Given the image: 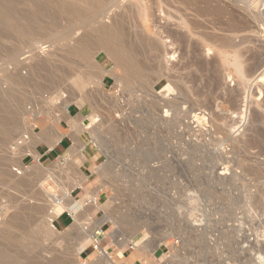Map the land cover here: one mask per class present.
<instances>
[{
  "label": "rangeland",
  "instance_id": "obj_1",
  "mask_svg": "<svg viewBox=\"0 0 264 264\" xmlns=\"http://www.w3.org/2000/svg\"><path fill=\"white\" fill-rule=\"evenodd\" d=\"M132 1L133 0H121L120 4L128 6ZM152 2L153 0H147V2H145V4H147L146 8H151L150 5ZM154 2L158 3L157 6L155 5L156 3H152L153 6L155 5L158 7V10L154 9V11L153 9L150 10L147 8L149 11H153L149 13L147 10L149 14L147 13L148 19H146L148 24L149 20H151L150 24L148 26L146 25V19L143 20L145 22H143L142 19H139L138 22L139 24L141 23L139 25L140 27L141 25H144L141 28L139 27L141 30L144 29L141 31L144 35L150 34L148 37H153L156 41L160 40L165 44L161 46L162 52L155 59V64L161 71H158L157 75L151 78L135 80L133 85L134 93L132 91L128 92L123 88L125 72L120 69H115L113 61L105 53L100 52L94 57V63L99 66L102 73H104L103 71H110L111 74L112 72L114 74H108V76L101 74V78L98 76L94 79L84 77L83 79L80 77V79L87 84L86 91L92 95L94 94L93 100L90 99L91 101H88L89 104L84 102L88 99H82L78 90H76V92L74 91L75 88H73L74 92L70 90L73 86L71 83L68 84L69 82H67V86L62 85L64 90H62L61 87L59 91H45L47 94L42 93L39 95V93H36V90H33V88H26V92L19 94V96L23 97V99L20 97L23 100V104L25 100V104H22L23 107L20 106L23 110L16 106L18 113L20 110L22 111L20 113L21 116H18L21 119L19 120L20 123L22 122V130L25 129L26 131L28 129L37 137L42 133L44 127L49 128L52 126L50 129L52 132L50 131L51 133L49 132V134H55L54 132L58 130L60 131V129L65 131L69 130L68 124H71V122L69 121V123H67L68 120L65 121L66 106L69 108V115L73 118H79L81 115L80 117H82L83 124L87 126L91 125V115H97L96 123L98 122V125H95V127L99 128L97 129L98 134H94L91 129H84L81 136L82 141L87 145L85 151L83 152V154L87 157V161L83 163L82 156L79 153L73 157L71 162H67V160L63 158L64 152H66L71 146V140H68L69 137H65L67 139L64 140V143L60 146V148H56L54 152H50L48 151L46 143L49 139L56 141V134L54 136L49 135L47 139L45 138L29 148L22 142H14L15 139L19 137V134H16L18 136H14L15 138L13 137L11 139L12 141L10 140L8 142L9 144L6 143L5 146L0 140V152H2V149H4L3 152L5 151L3 154L0 153V165H4L5 163V165L9 164V149L10 152L13 151L14 153H11L13 154L11 156L15 155L13 159L16 155L19 157L21 153L23 154L20 156L21 158H15V160L18 159L20 161L24 168L22 175L19 176V178L23 177L25 175L24 173H29L30 170H33V173L36 175L38 169L36 165L37 161L34 157L36 155L39 156L40 162L43 166L50 168L53 167V170H55L56 179L50 181L46 186L47 192L55 196H63L65 192L63 190L70 186V180L73 178L79 179L78 177H80V179L85 178L86 180L82 186L77 187L74 190L73 196L76 200H80L86 194L87 190L95 191L100 186L104 187L95 197L98 206L91 209L89 213V222H87V220L82 223L84 229H88L90 232L95 228V224L104 216L102 207L109 200H112L116 206L120 207V210L123 213H128L131 216L130 221L138 228V231L141 229L142 232H138V237L142 240V243L144 242L143 245L149 243L148 246H150L152 243H155L160 239L168 240L156 250L154 255H152L151 258L155 264H264V172L262 171L264 170V53H262L264 52V27L259 24H254V29H252L253 32H249L251 35H249L250 37L248 36L250 41L247 42V46H244V48L242 47L245 51L244 54L247 53V55L245 54L246 56L251 54L250 52L254 49L253 53H257L259 51L258 54L263 58V63H261L262 66L260 65V69L257 70L258 72L256 71V74L253 73L250 77L248 76L246 80L247 86L243 87L240 85L241 82H239V79L237 80L236 78V70L229 67L224 62V56H220L217 52L215 53L214 51H211L206 53L201 51V55L203 54L202 57L204 58L203 60H212V62L217 65L216 66L214 64V66L218 67L217 69L213 67V69H210L209 71H199L193 67H182L184 66L183 63L185 61L180 59L179 53H176L175 57H171L170 55L174 54L173 51L176 46H171L169 40L165 38L163 30L168 23L166 21L167 18L165 19V15L162 12V9H160V1L156 0ZM148 3L150 4L148 5ZM263 7L264 4L261 8ZM261 8L260 11L263 12L264 9L261 10ZM113 11H115V9ZM113 11L109 14V17L111 18H113L112 16H115L116 12H123L121 10H116L115 12ZM151 13H153V15ZM151 15L152 18H149ZM109 17L104 19V23H111V19H109ZM142 22L144 24H142ZM171 23L172 24H169L170 26L172 25L171 28L176 27L174 22ZM145 28L148 30L147 32ZM81 32L82 31H78L77 34L80 36V34L83 33ZM254 32L255 34L253 35L252 33ZM77 34L75 37L78 36ZM79 36L76 38H79ZM251 39H253V41ZM41 41L44 43H41ZM250 42H253L251 43L252 46L254 45L253 47L250 45ZM67 44L68 43L63 42L51 43L42 39L34 47V57H38L39 59L47 62L57 60L64 66L68 65L69 63H67V61L71 59V56L67 51H65L67 49ZM71 44L72 43L70 42L68 46ZM245 47H249L252 51L250 49L249 52L246 51L248 48L246 49ZM165 48L170 51V55L165 54ZM28 50L29 48L26 49V51L24 50V55H21L18 59L19 62H23V65H30L32 63L30 60L31 58L29 57L33 56L28 52ZM0 56L3 57V55ZM246 56L244 59L248 60ZM2 57H0V61L3 59ZM189 57L191 56L189 55ZM249 57L250 55L248 58ZM6 60L3 59L0 66H2L3 62L4 66ZM3 66L2 69H0V86L4 89L7 87V85L5 86V83L3 82V80L5 81L7 71L3 70ZM12 67L13 66H11L9 70H13ZM11 70L9 72H11ZM213 70L214 72H212ZM83 71L90 72L91 70L89 68H86L85 70L83 67ZM26 73L27 70H23L22 76H26ZM168 74L176 78V82L170 78L175 83L178 81L180 82V80L181 82L183 81L180 83L187 89V98H189L190 101L186 99L183 102L184 105L182 104L183 107H181V110L183 111L184 108L185 112L190 110L191 113L190 115L187 114L185 118H182L183 120L181 125L172 128L166 134L164 133L163 135L165 137L163 139H159L160 137L156 134H159L161 127L164 129L165 127L164 125H161L160 127V125L154 124L156 121L152 120L153 115L150 113V107L147 108L148 105L150 106L152 102L156 101L162 107L170 105L172 108L177 109L178 112L175 115L177 117L180 114L179 109L174 102L176 101L175 99H183V97H180L178 91L175 89L176 84L172 87L177 92L174 91L171 95L161 91L167 84L170 83V79L167 77ZM121 76L123 77L122 80L120 79ZM259 76L263 77V79L259 78ZM3 77L4 79H1ZM80 79H78V81ZM117 79L122 82L123 86L117 81ZM1 83H4V85ZM5 90L6 88L1 91ZM48 92L50 94H48ZM31 93L37 97L32 96ZM61 93H73L76 96L70 100V103H67L68 105L64 102L63 98L50 100L54 96L60 95ZM76 93H79V96ZM28 94L31 96H29L30 98L28 97ZM44 95H46V97ZM26 96L27 99H24ZM38 97L40 100H38ZM94 97L97 99L95 100ZM217 97L221 99H218ZM228 97H232L233 102H226V98ZM44 99L50 100L51 103L50 101H45ZM76 99L77 101L84 100L81 107L76 105ZM208 99L209 104L207 102ZM34 101L37 105L39 104V107ZM118 101L119 103H117ZM34 103L37 107L33 106ZM32 106L35 107L36 110ZM48 106H50V108ZM139 107H142L143 109L141 108V110ZM42 108L45 109L43 110ZM111 108L114 111H112ZM26 109L28 111L27 113ZM41 109L43 111H41ZM116 109L117 111H115ZM161 109L162 108H160V110ZM162 110L164 111V109ZM162 110L161 112H157L156 115L159 114V116L165 119V113H163ZM44 111H46V113ZM23 113L24 116H27L24 117L22 115ZM38 113H41V115H37ZM99 113H101L100 115L102 116H100ZM31 115L35 117L36 120ZM21 117H24L25 119H22ZM103 118H109L107 121L105 120L106 122H109L111 118L113 119V122L120 124L121 129L124 128L123 130L126 131L124 132V134H126L125 138L127 139L128 137H131L130 139H127L129 140L127 144L126 139L122 143L118 144V142L114 140V135L109 130L105 133L102 132L107 129L105 126L110 125L109 122V125L105 124L103 127V124L105 123ZM117 118L121 120L119 121ZM172 118L174 117L172 116V112H170V118L168 120H172ZM135 121L136 123H134ZM214 123L216 126L213 125ZM24 126H26L27 129L26 127L24 128ZM147 126L151 127L147 128ZM55 127H57L58 130ZM216 128H221V132L220 130L217 131ZM156 129L158 130L156 131ZM127 130L129 132H127ZM159 135L162 136V134ZM50 136L52 137L49 138ZM98 141V144L100 145L97 144ZM93 142H96V144H93ZM18 145H21L20 147L23 146L22 149L19 148L21 151L16 149ZM24 146L26 148H24ZM105 147L107 149H105ZM175 155H178L179 158L177 159V156L175 158ZM162 156L164 158L163 160ZM58 159L62 162L57 161ZM165 160H168V163L164 168L162 167V164ZM3 161L4 163H2ZM106 162L107 165L111 166V170L117 174L114 176L115 179L112 177L110 180L103 178L102 173L98 170V168L103 169L104 163L106 165ZM70 163L75 166V169H71L69 166ZM240 163L243 168L239 167ZM249 166L252 168H248ZM253 166L258 167L260 175L255 171H253L254 173L252 172L254 168ZM27 168H30V170ZM5 169L11 174V168L9 165L5 166ZM161 169L163 170L161 171ZM67 170L68 173H66ZM107 174L110 175V173ZM81 175L83 177H81ZM116 177H118V180ZM114 180L117 181L114 183ZM35 182H33L29 188H15L14 184L13 186H0V213L1 211L2 213L3 211L6 212V214H2L5 218H9L12 211L14 212V215H16L17 211L20 212L22 210V207H27L28 205H31L30 203H34V201H36V204L38 203L37 205L44 209L43 213L39 215L40 218H43V216L47 218V215L50 212L48 211L50 197L47 199L46 197L49 195L47 196V194H45L42 184L37 182L39 184L38 185ZM38 187L41 189H38ZM22 194H27V196L29 195L31 200H27V202L21 206L18 205L20 202H18V200H21V196H23ZM40 196L43 197L41 198ZM74 205H72L71 210L74 209ZM15 206H17V209ZM19 207H21V209H19ZM2 208L6 211L2 210ZM13 209L16 210V212ZM13 212L12 216H14ZM45 213L46 215H44ZM30 214L31 213L28 214L29 219L32 215ZM65 216H69L71 219L67 225L61 222H58V224L57 222L54 223L60 232H66L67 234L57 233L56 235L51 234L50 236L49 233L47 234V236L49 235L48 237L43 238V240L45 239L44 241L42 238L40 243L36 241L33 247L34 253H32L33 255H30L32 261V263L30 261V264H57L58 258H65V261L67 260L66 262H75L76 264L75 254H77L80 247L89 240V234L88 236H84L83 233L81 234L80 232L82 231L73 225L74 221L71 215L66 213ZM5 218L1 217L0 220L3 221ZM20 218L22 217L20 216ZM28 222L27 225L29 226L30 224L31 226V223ZM73 226L77 229L75 230ZM77 230H80L78 231L79 233L76 232ZM115 230L116 226L112 222H108L104 226V231L109 234H112ZM30 235L35 240H38V237L36 239L37 235L33 234L35 237L32 236V234ZM93 237L97 238L96 235ZM33 240L32 242L35 241ZM37 242L39 244H37ZM101 242V247L108 249L117 263L132 264L130 258H134L136 255L134 256L135 250L133 249L131 243L119 248L110 237L101 239ZM146 251L147 250L144 249V252ZM33 256L34 258H32ZM79 257V263L86 262L87 264H91L99 258V252L95 251L93 244L90 243L88 247L83 248L80 251ZM145 261V259L139 258L135 260L133 264L135 262L146 264L147 261Z\"/></svg>",
  "mask_w": 264,
  "mask_h": 264
},
{
  "label": "bare ground",
  "instance_id": "obj_2",
  "mask_svg": "<svg viewBox=\"0 0 264 264\" xmlns=\"http://www.w3.org/2000/svg\"><path fill=\"white\" fill-rule=\"evenodd\" d=\"M120 1L121 0H0V55H3V57L2 56H0V57H2L5 60L7 58L4 66H3L4 62L2 63L3 70L7 71V75L5 76L6 77L5 81L3 80V82L5 83V86L7 85V87H5L6 90L1 91V90H4L5 88L3 89L2 86H0V88H1L0 89V140L2 141L4 146L14 136L15 137L18 136L16 134H19V137L17 139H15V141L14 140L13 141L14 142L19 141L20 143L22 142L23 144H25V146L27 145L28 148L31 147L32 145H36L37 143H39L41 140H43L45 138L47 139L49 135L54 136L56 134V136H57L56 141L49 139V141L46 143V145L49 148H52L56 143L60 142L64 137L69 136V137H71L72 141L74 142L73 145H75L74 146L75 149H77V150L83 149L85 147V144H83V142L81 141V136H82V133L84 132V129H91L94 134H96L98 132L97 129H99V128L95 127V125H98L97 124L98 122L96 123V121H97L96 116L97 115L96 116L93 114H92L93 116L91 115V117H90L91 125L87 126V125L83 124L82 117H80L81 115L79 116V118H75V117L73 118L71 115H69L68 114L69 108H68V106L65 105L66 106L65 107V109H66L65 121L68 120L67 123H69V121L71 122V124H68L69 130L65 131V130H62L59 128L60 129V131H59L58 128L55 127L58 131L54 132L55 134H49V132L51 131L50 129L52 127L49 125L50 127L49 128L44 127L42 130V133L37 137V136L33 135L27 129L26 126H24V128L26 127V129L28 131L27 130L25 131V129L22 130V127H21L22 122L20 123L19 120H21V119L19 117L21 116L20 115V113L22 112L21 110H23V109H21V107H23L22 106L23 97L19 96V94L26 92V88L27 89L33 88V90H36V93H39V95H41L42 93L47 94V93H45V91H53V92L59 91L61 89L62 85L67 86L66 84H67V82H69L68 84L71 83V85L73 86L72 87L70 85L72 87V89H70V90H72V92H74V91L76 92V90H78V92L81 94L82 99H85V100L88 99L86 101H84V100L83 101L87 102V104H89L88 101L90 99L93 100L94 94L92 95L86 91L87 84H86V82H83L80 79V77L81 78L84 77V78L94 79L98 76H99V78H101V76H100L101 74H104L107 76H108V74H111L110 71H109L110 73L108 71H103L104 73H102L99 66L94 63V60H93L94 57L100 52L105 53L113 61L115 69H120V70H123L125 72V75H124L125 78L123 79V84H124L123 88L128 92H131V91L133 92V85H134L135 80H137V79L144 80V79L151 78L153 76H156L158 71H161L160 69H158L157 65L155 64V59L162 52L161 46H163L165 44L163 42H161L160 40L156 41L153 37L152 38L148 37V35L150 36V34L147 35L145 33L147 36L144 35V33L141 32L144 29H142V30L139 29V27H140L139 25L141 23L139 24V22H138L139 19H142V21L145 20L146 18L148 19L147 15L150 12H153V11H149L148 9H150V10L157 9L158 7H156V6L158 4L157 3L158 1L154 2L156 0H153L152 3H154V4L156 3L155 4L156 6L155 5L153 6L151 3V5H150L151 8L147 7L148 9L146 8L147 4H145V2H147V0H145V1L144 0H133L128 6L120 4ZM159 1H160V3H159L160 9H162V12L165 15V19L167 18L166 21L168 22L167 25L164 27L163 33L165 35V38L167 40H169L170 45L174 46V47L176 46L175 48L173 47L174 48V51H173L174 54L173 55H170V51L165 48L164 52L166 55H170L171 57H175V54L179 53L180 59L185 61L183 63L184 66H182V67H185V68L193 67L199 71H209L210 69H213V67H215L214 66L215 63H213L212 60H210V61L203 60L204 58L202 57L203 54L201 55V51L206 52V53H209L211 51H214L215 53L217 52V54L219 53L220 56H224L225 61L224 60L223 61L229 67H232V68H234V70H236V72H237L236 78H237V80L239 79V82H241L240 85L243 87L247 86V84H246L247 77L248 76L250 77V75H252L253 73L256 74L255 72L258 69H260V65L262 66L261 63L264 62L263 61L264 59L262 58V56L258 54L259 51L257 53H255V52L253 53L254 49L252 51L249 47H247L248 50H246L247 48L245 47L246 51L249 52V49L252 51V52H250L251 54H248V56L250 55V57L248 58V56H246L247 53H245L246 54L245 55L244 54L245 51L243 50L244 46H247V42L250 41L248 36L251 35V33H249V32H253V30H252V29H254L253 25L259 24L260 26L264 27V10H263L264 7L261 8V6L264 4V0H159ZM149 4L150 3H148V5ZM152 6L156 7V8H153ZM260 8H261V10H263V12L260 11ZM114 9H115V11L121 10L123 12L122 13L116 12L115 16H112L113 18H111V17H109V14ZM147 10L149 11V13L147 12ZM115 11H113V12H115ZM159 11H161V10H159ZM151 14L153 15V13H151ZM113 15H114V13H113ZM152 15L149 18H152ZM107 17H109V19H111L110 24L104 23V19ZM147 19H146L147 24L146 23L145 24L148 26L150 24L151 20H149V24H148ZM143 22H145V21H143ZM143 22H142V24H144ZM171 22H174V25L176 27L171 28L172 25L171 26L169 25V24H172ZM143 26L141 25V27H143ZM145 30H146V28H145ZM78 31H82L83 33L82 32H81L82 34L79 33L80 34V36H79L77 34ZM147 31L148 30H146V32ZM76 34L79 36V38H76L78 36L75 37ZM252 34L254 35L255 32ZM42 39H45L47 42H51V43H55V42L62 43L63 42V43L69 44L71 42L72 44L69 46L67 44V47H66L67 49L65 50L71 56V59L67 61V63H69V64L64 66L60 62H58L57 60L47 62V61H43L42 59H39L38 57H34V55H35L34 54V52H35L34 47ZM251 40L253 41V39H251ZM42 42L43 41H41V43ZM251 43H253V42H250V45H251ZM28 48H29L28 52L31 53V55L33 56V57H29V58H31L30 60L32 61V63L30 65L24 64L25 65L24 66L23 62L22 63L19 62L18 59L21 55H24L23 51L24 50L26 51V49H28ZM37 49H38V47H37ZM262 53H264V52H262ZM189 55L191 57H189ZM245 56L247 57L248 60L244 59ZM4 57H6V58H4ZM78 58L81 60H79ZM3 59L0 61V63L3 61ZM8 59H9V61H8ZM2 66H0L1 67L0 69H2ZM9 66L10 67L13 66L12 67L13 70L10 69L11 72H9L10 71ZM83 67L85 68V70H86V68H89L91 71L85 72V71H83ZM215 68L217 69L218 67H215ZM182 69H184V68H182ZM23 70H27L26 76H22ZM113 71H115V70H113ZM212 72H214V70ZM2 74L4 75L3 72H2ZM113 74L114 73L112 72L111 75H113ZM169 74L167 76V77H169V79L170 78L172 80L176 79ZM215 74H217V73H215ZM122 76L120 78L121 80L124 77V76L123 77ZM259 78L263 79V77H261V76H259ZM1 79H4V77ZM78 79H80V80L78 81ZM165 79H167V78H165ZM171 79L169 80L170 83L167 84L161 91L166 92L169 95H171V93H174V91L177 90L180 97H183V99H175L176 101L174 102V104H176L177 108L179 109L180 115L176 117L175 115L178 112L177 109L172 108V106H170V105H165L162 107L157 101L152 102L150 104V106L148 105V107H147V108L150 107L149 108L150 113H152V115H153V117H152V115L150 114L152 117V120L156 121V122H154V124L160 125V127H161V125H164V127H165V129L161 127V129L159 131V134H162V136L156 132L157 133L156 135H158L160 137V138L158 137L159 139H163L165 137L163 135L164 133L166 134L172 128L181 125V122L183 120L182 118H185L187 114L190 115V113H191L190 110L185 112L184 108H183V111L181 110V107H183V105H184L183 102L186 99H188L190 101V99L187 98V89L183 86V84H181L183 81L181 82V80H180V82H181L180 83L177 80L179 83L178 82L175 83L176 80L174 82ZM249 79H251V78H249ZM117 81H118V79H117ZM6 82H7V84H6ZM118 82H120L122 84L121 81H118ZM249 82H250V80H249ZM4 83H1V84L4 85ZM166 83H168V82H166ZM123 84H122V86H123ZM173 85L176 86V87L174 86L176 90L173 89V87H172ZM70 86H69V88H70ZM250 86H251V84H250ZM90 87H92V86H90ZM63 88L64 87H62V90H64ZM73 88H75V90ZM67 90H68V88H67ZM70 90H69V92H70ZM30 92H32V91H30ZM65 93H67V92H65ZM79 93H76V94L78 95ZM48 94H50V93L48 92ZM24 95H26V94H24ZM31 95H32V93H31ZM29 96L30 95L28 94V97ZM32 96H35V95H32ZM44 96L46 97V95H44ZM75 96L76 95H74L73 93L72 94L61 93L60 95L54 96L50 100L63 98L64 102L67 104V103H70V100H72L73 97H75ZM177 96H178V94H177ZM20 97H22V99ZM35 97H37V96H35ZM95 97H96V95H95ZM172 97H173V95H172ZM29 98H28V101H29ZM24 99H27V96ZM96 99L97 98H95V100ZM218 99H221V98H218ZM38 100H40V98ZM47 100H45V101H47ZM50 100H48V101H50ZM83 101L82 100L77 101V99H76V105H78V107H81L83 105ZM208 101H209V99L207 100V102ZM224 102H225V99H224ZM226 102H233L232 97L226 98ZM35 103L33 106H35ZM50 103H51V101H50ZM91 103L94 104L93 102H91ZM101 103H103V102H101ZM117 103H119V101ZM24 104H25V100H24ZM47 104H48V102H47ZM107 104H109V103H107ZM187 104H188V101H187ZM208 104H209V102H208ZM36 105H37V103H36ZM126 105H125V107H126ZM16 106L17 107L21 106L20 107L21 110L19 113L17 112ZM37 106H35V107H37ZM116 106H118V105H116ZM35 107H33V108L36 110ZM45 107H46V105H45ZM48 107L50 108V106H48ZM49 108H48V110H49ZM160 108L164 109V111L162 109L161 110L163 111V113H165V116H164L165 119L163 117L159 116V114L156 115L157 112H159V111L161 112ZM42 109H41V111H43L45 108L43 110ZM111 110L114 111L112 108H111ZM98 111H100V110H98ZM115 111H117V109ZM27 112L28 111L26 109V113ZM44 112L46 113V111H44ZM170 112H172V116L174 117V118H172V120L171 119L168 120L170 118ZM36 113H37V111H36ZM41 113L40 114L38 113L37 115H41ZM100 114L101 113H99V115ZM22 115L24 116V113ZM42 115H43V113H42ZM47 115H45V116H47ZM54 115H56V114H54ZM155 115H156V117L154 118ZM214 115H213V117H214ZM26 116H24V117H26ZM48 116H50V115H48ZM100 116H102V115H100ZM128 116H131V115H128ZM143 116H142V118H143ZM117 117H118V115H117ZM133 117H135V116H133ZM33 118L36 120L35 117H33ZM50 118H52V117H50ZM145 118H147V117H145ZM53 119H55V118H53ZM88 119H89V117H88ZM108 119L109 118L104 119V121L105 120L107 121ZM130 119H132V118H130ZM130 119H128V120H130ZM49 120H51V119H49ZM111 120H112V122H111ZM40 121H42V120H40ZM52 121H54V120H52ZM106 121H105V123L103 122L104 123L103 127L105 124L109 125L108 124L109 122H110V125L105 126V127H107V129L105 131H102V130L101 131L104 133L107 130L112 132V134L115 137L114 140H116V142H118V144L125 141V139H126L125 135L126 134H124V132H126V131L123 130L124 128L121 129L120 124L117 122H113V119H111V118H110L109 122H106ZM134 123H136V121ZM213 125L216 126L215 123ZM148 127H151V126H147V128ZM218 127H220V126H218ZM34 128H35V126H34ZM101 129H102V127H101ZM220 129L221 128H219V129L216 128L217 131H219ZM157 130L158 129H156V131ZM21 131H25V132H21ZM58 132H60V133H58ZM127 132H129V131L127 130ZM220 132H221V130H220ZM57 133H58V135H57ZM130 134H131V132H130ZM128 136H130V135H128ZM151 136H153V135H151ZM51 137L52 136H50L49 138H51ZM128 141L129 140L126 141V144ZM156 141H157V137H156ZM98 143H99V141L97 142V144ZM132 143H134V142H132ZM93 144H96V142L95 143L93 142ZM156 144H157V142H156ZM98 145H100V144H98ZM194 145H196V144H194ZM20 146L21 145H18V147L16 149H18V150H19V148L22 149L23 146L22 147H20ZM25 146H24V148H26ZM75 149H74V152H75ZM105 149H107V148L105 147ZM3 150L4 149H2L1 150L2 152H0V153L3 154L5 152V151L3 152ZM79 150L77 151V153L79 152ZM153 150H154V148H153ZM19 151H21V150H19ZM11 153H13V151L10 152L8 149V155L10 158V159L8 158L10 161L8 165L11 168V174L5 169V166H8V165H5L6 163L4 165L3 164L0 165V186L1 185H5V186L6 185H9V186L12 185L13 186V184H14L15 188H19V187L20 188H22V187L29 188V186L33 182H35V180H36L35 183L38 182V183L42 184L43 181H45V179L47 177L49 178V176L52 175L51 169L43 166L42 163L40 162L39 156L36 155L34 157V159L37 161L36 165H37V169H38L36 172V175L33 173L34 172L33 170H30V168L29 169L27 168L28 170H30V172L24 173L25 175L23 177L19 178V176L22 175L24 168H23L22 164L20 163V161L18 159L15 160V158H19L23 154L21 153V155H19V157L16 155V157L13 159V157L15 155L11 156L14 154V153L13 154H11ZM69 153L70 152L68 150V155H69ZM151 153H152V151H151ZM73 155H75V154L73 153ZM161 155H163V154H161ZM161 155H160V157H161ZM25 156H26V154H25ZM176 156L178 159L179 158L178 155H175V158H176ZM153 158H155V157H153ZM175 158H174V160H175ZM64 159H66V158H64ZM163 159L164 158L162 156V160ZM165 159H167V158H165ZM2 163H4V161ZM167 163H168V160H165V162L162 164L163 165L162 167L165 168ZM239 165H240L239 167H242L241 163ZM100 166H102V165H100ZM250 167L251 166H249L248 168H250ZM113 168H114V166H113ZM27 169H26V171H27ZM34 169H35V167H34ZM98 170L102 173L103 178H105L107 180H110L111 177L113 179H115L114 176L117 175L114 171L111 170V166L107 165V162H106V165L104 163L103 169L98 168ZM162 170L163 169H161V171ZM247 170H249V169H247ZM249 171H251V170H249ZM253 171H255L257 174H259V172H260L258 167H254L252 172ZM262 171L264 172V170H262ZM53 173L55 174L54 171H53ZM66 173H68V170ZM107 173H110V175ZM53 177H51V179ZM81 177H83V176L81 175ZM78 178H80V177H78ZM117 178L118 177H116V179ZM55 179H56V176H55ZM84 180H85V178H82L80 180L75 181L74 188L82 186ZM117 180H114V183ZM70 181H72V180H70ZM62 182H64V181H62ZM62 182H60V183H62ZM109 182H111V181H109ZM34 185H36V184H34ZM70 185H71V182H70ZM72 185H73V183H72ZM39 188L40 187H38V189ZM72 188H70V189H72ZM99 188H97L95 191L88 192L85 199L84 200L81 199V201L82 200L83 201L78 202V203L74 202L72 200L71 192H69L67 190H63V191H65L63 196H60V195L59 196H55V195H49L48 196L47 195L48 197L45 196L47 199L50 197V199H49L50 202L48 203V207H49L48 211H50V212L48 213L47 218L44 216H43V218H40L39 215L41 213H43L44 209L41 208L39 205H37L38 203L36 204V201H34L35 204L32 202V203H30L31 205H28L27 207L25 206L24 208L22 207V210L20 212L17 211L16 215H14V212L12 211L14 216H12V212H11L10 213L11 215H9V218L6 217L8 219H6L5 216H3L4 215L3 213L6 214V212L3 211V213H2V211H1L0 219H1V217L2 218L4 217L5 219L3 221L0 220V264H30V261H31L30 255L32 253H34L33 247H34V244L36 243V241H38L40 243L41 238L43 240V238L48 237L49 235L47 236V234H49V233H50V236H51V234L56 235L57 233L67 234L66 232L65 233L60 232V230L57 229V227L55 226V223H54L55 220L65 211H71V213H72L71 215H73L71 217H73V219H74L73 225H75L76 227H78L82 231V232H80L81 234L83 233L84 236L85 235L88 236V234H89V237H88L89 240L86 243H84L83 246H81L80 249L78 250L77 254H75L76 255V264L77 263L78 264H87L86 262L79 263V258H80L79 256H80V251L83 248L88 247L90 245V243L93 244L94 249L99 252V258H97L91 264H119V263H117V261L115 260V258L113 257V255L110 252L105 250V248L101 247V243L103 242V241L101 242V239L106 238V237H110L116 243V245L119 248L126 246L128 243L132 244V247L135 250L134 256L136 255L134 258H132V257L130 258L132 261L131 262L132 264L135 260H137L139 258L145 259L147 261L146 264H155L152 261V258H151L152 255H154L156 250L159 247H161V245H163V243H166V241H168V240L167 239H160V240L156 241L155 243H152L150 246H148L149 243L143 245L144 242L142 243L141 242L142 240L138 237V235H139L138 232L139 231H140V233L142 232L141 229L138 231V228L135 227L130 221L131 216L128 213L127 214L123 213L120 210V207L116 206L112 200H109L102 207V209H103L102 211H104V216L102 219H100L99 222H97L95 224V226H94L95 228L92 229V231H90V232L88 231V229H84L82 223H84V221H87V220H88L87 222H89V220H90L89 214H88L89 210L86 209V206H90V207L91 206L92 207L98 206V204L96 203L95 197L98 194V192H100L101 189H103L104 187L100 186ZM33 189H34V187H33ZM23 196H21L22 197L21 200L18 198L19 199L18 202L20 201L18 203V205L22 206L23 204H25L27 202V200L28 201L31 200V197L29 195L27 196V194H26ZM24 198H25V200H24ZM69 199L72 200V203H70ZM38 200H39V197H38ZM74 204H76L77 206L75 209L71 210V207ZM10 207H12V206H10ZM90 207H88V208H90ZM15 208L17 209V206H15ZM19 209H21V207H19ZM2 210H5V209L2 208ZM90 210H91V208H90ZM14 211L16 212V210H14ZM29 213L32 214V215L30 214L32 219L28 218ZM44 215H46V213ZM20 216L22 218H20ZM37 216H39V217H37ZM27 222L31 223V226H30V224L28 226ZM108 222H112L116 226V230L112 234H109V233L104 231V226ZM75 226H73V227L76 230L77 228ZM30 229L32 232L30 231ZM66 230H68V229H66ZM80 230H77L76 232L79 233L78 231H80ZM29 233L32 234V236L37 235L36 239L38 237V240H35L34 238H32ZM94 235H96L97 238L93 237ZM26 240H28L29 242ZM32 240L34 242H32ZM38 242H37V244H39ZM60 242H62V241H60ZM144 249H146L147 251L144 252ZM32 258H34V256ZM66 261H65V258H58L57 264H75V262L73 263V262H66ZM31 263H32V261H31ZM122 264H124V263H122Z\"/></svg>",
  "mask_w": 264,
  "mask_h": 264
},
{
  "label": "crops",
  "instance_id": "obj_3",
  "mask_svg": "<svg viewBox=\"0 0 264 264\" xmlns=\"http://www.w3.org/2000/svg\"><path fill=\"white\" fill-rule=\"evenodd\" d=\"M68 137H69V136H67V138H68ZM67 138L64 137L60 142L56 143L52 148H49V147H48V151H50V152H54V151L56 150V148H60V146L64 143V140H66ZM68 140H69V141L71 140V146H70V149H68L70 153H69V155H68V150H67V152H64V155H63L64 157H63V158H66L67 161H68V160L71 161L75 155H77L78 153H80V155L82 156V159H83V160L85 159V160L83 161V163H85V161H87V157H86V155L83 154V152H84V150H85V148H86L87 145H86V144L82 141V139H81V141L83 142V144H85V147H84L83 149H80V150L78 149L79 152L77 153L78 150L74 148L75 145H73L74 142L72 141L71 137H69ZM72 147H73V148H72ZM74 149H75V152H74ZM81 151H82V152H81ZM73 153H74L75 155H73ZM67 156H68V157H67ZM70 156H71V157H70ZM63 158H62V159H63ZM68 158H69V159H68ZM57 161L62 162L60 159H58ZM60 162H59V163H60ZM60 164H61V163H60ZM69 166H70V167L72 166V167L75 169V166H73L72 164H69ZM72 167H71V169H73ZM48 168H50V167H48ZM50 169H51V172H52V173H51L52 175H50V176H51V177L54 176V177L51 179V177L49 176V178L47 177V178L45 179V181H43V183H42V188H43V190L45 191V193H46L47 195H53V194H50L49 192H47L45 186H47V185L49 184L50 181L55 180V174L53 173V171L55 172V170H53V167L50 168ZM52 170H53V171H52ZM97 174H98V172H97ZM49 180H50V181H49ZM71 180L73 181V182L71 181V185H70L71 187H70V186H69L68 188L65 187V188H66L65 190L71 192V198H72L73 201H75V202H82V201L85 199V197L87 196V193H88V192H91V191H93V190H87V191H86V194L83 196L84 198H83V197L81 198V199H83L82 201H81V199H80V200H76V199H74V196H73L74 190L76 189V188H74V183H75V181L80 180V178H79V179H75V178H73V179H71ZM85 180H86V179H85ZM85 180L83 181V183L85 182ZM72 183H73V185H72ZM82 185H83V184H82ZM72 187H73L74 189H73ZM70 188H72V189H70ZM98 193H99V192H98ZM72 200L69 199L70 203H72ZM88 207H90V206H86V209L89 210V211H91L90 208H91V209L93 208L92 206H91L90 208H88ZM75 208H76V205H74V209H75ZM89 211H88V214L90 213ZM66 213H68V214H70V215L72 214L71 211H65V212H63V213H62V214H61V215L55 220V222H57V224H58V222H59V223L61 222V223H64V224L67 225L68 222H70L71 219H70L69 216H65ZM71 216H73V215H71ZM72 219H73V217H72ZM73 220H74V219H73ZM66 225H65V226H66ZM100 243H101V242H100ZM105 249H106V248H105ZM106 250L108 251V249H106ZM108 252H109V251H108ZM137 263H138V264H141L140 262H135L134 264H137Z\"/></svg>",
  "mask_w": 264,
  "mask_h": 264
},
{
  "label": "built area",
  "instance_id": "obj_4",
  "mask_svg": "<svg viewBox=\"0 0 264 264\" xmlns=\"http://www.w3.org/2000/svg\"><path fill=\"white\" fill-rule=\"evenodd\" d=\"M95 250V249H94ZM95 251H97V250H95Z\"/></svg>",
  "mask_w": 264,
  "mask_h": 264
}]
</instances>
